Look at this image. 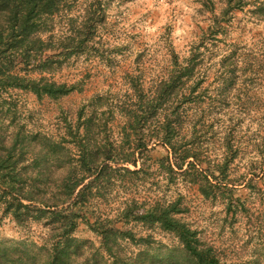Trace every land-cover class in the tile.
Masks as SVG:
<instances>
[{"label": "rangeland", "instance_id": "obj_1", "mask_svg": "<svg viewBox=\"0 0 264 264\" xmlns=\"http://www.w3.org/2000/svg\"><path fill=\"white\" fill-rule=\"evenodd\" d=\"M89 26L86 46L68 48ZM48 30L56 69L15 71L75 90L0 97V153L33 193L19 217L0 200V245L40 255L70 232L75 264L103 263L104 226L146 238L115 237L120 258L167 264L179 238L139 216L178 203L222 263L264 264V0H66ZM56 203L74 222L38 218Z\"/></svg>", "mask_w": 264, "mask_h": 264}, {"label": "trees", "instance_id": "obj_2", "mask_svg": "<svg viewBox=\"0 0 264 264\" xmlns=\"http://www.w3.org/2000/svg\"><path fill=\"white\" fill-rule=\"evenodd\" d=\"M65 1L0 0V97L10 87L32 91L39 99L45 96L58 99L75 90V86L49 80L45 76L37 79L27 75L22 76L15 71L18 62L24 65L25 72L31 69L43 73L56 69L55 66L59 64V61L55 57H60L61 54L50 55L48 53L55 47L52 31L48 30V21L57 15ZM85 28L87 30L81 29L78 32L80 38L71 39L73 40L72 46L68 48L79 51L86 46L93 30L91 26ZM188 155L190 154L184 156L185 161L189 157ZM18 163L19 159L15 158L12 150L7 153V156L0 153V189L2 190L0 200L5 203V210L11 211L15 217H19L21 211L28 210L33 206L25 204L23 201L29 199L32 202L33 193L28 194L24 191L23 169L19 168ZM189 165L194 166L195 164L189 163ZM99 172V175H102L104 169ZM198 180L199 176L196 175L193 181L197 182ZM77 186L70 188L69 196L73 195ZM201 191L206 197L211 196V191L205 186L201 187ZM81 194L79 195L81 196ZM59 206L56 203L54 205L46 204L45 208L37 207L38 214L36 215L38 218L48 215L56 219L65 217L74 222L72 216L75 212L65 214L64 208ZM182 211L178 203H172L163 208L160 206L152 208L144 215L139 216L140 220L146 223L161 224L164 230L179 238V243L182 246L181 252L176 255L175 251L179 249H173L167 264H225L216 256L212 247L201 245L195 230L175 218L174 214ZM100 233L106 251L112 260L109 258L103 263H97V261L95 264H151L139 259L140 254L122 259L115 252V237L123 235L134 239L132 232L122 233L102 226ZM134 241H137L136 244L147 243L146 238L134 239ZM24 244V242H17L12 243V246L0 245V264H75V257L79 256L81 249V243H78L70 232H64L59 241L44 254L37 255V252L29 250ZM156 263L152 262V264Z\"/></svg>", "mask_w": 264, "mask_h": 264}]
</instances>
